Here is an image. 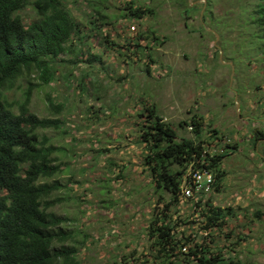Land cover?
<instances>
[{"label": "rangeland", "instance_id": "374dc122", "mask_svg": "<svg viewBox=\"0 0 264 264\" xmlns=\"http://www.w3.org/2000/svg\"><path fill=\"white\" fill-rule=\"evenodd\" d=\"M259 1L68 0L81 35L89 36L61 56L55 80L33 91L31 108L41 117L61 119L59 128L39 130L60 149L54 156L63 167L44 181L61 185L50 196L61 201L50 210L70 218L65 228L71 238L64 244L76 249L79 264H127L123 256L129 264H141L143 253L150 252L149 224L170 201L171 194L156 189L144 164L142 100L156 104L180 138L196 136L186 121L197 114L205 119L202 139L217 129L238 144L223 160L222 191L206 197L233 210L225 233L216 236L219 244L236 242L237 264H264V136L259 133L264 129V42L254 24ZM132 2L153 12L132 17L126 9ZM95 7L107 15L101 30L91 23ZM23 14L35 17L36 11L29 6ZM91 54L100 59L87 61ZM26 86L21 81L9 99L22 100ZM47 94L64 103L59 115L49 110ZM180 198L171 207L174 219L195 227H178L197 231L202 217L194 200ZM232 230L235 236L228 240Z\"/></svg>", "mask_w": 264, "mask_h": 264}, {"label": "trees", "instance_id": "16d2710c", "mask_svg": "<svg viewBox=\"0 0 264 264\" xmlns=\"http://www.w3.org/2000/svg\"><path fill=\"white\" fill-rule=\"evenodd\" d=\"M29 6L35 9V17L26 18L23 14ZM126 9L138 19L153 12L134 2L127 4ZM254 16L259 39L264 42V0L259 1ZM93 17V29L101 30L107 15L101 7H95ZM82 32L68 0H0V264H79L76 249L64 244L71 238L65 228L70 218L50 210L61 201L50 198L61 185L59 181H44L61 173L63 167L54 156L60 149L49 143L48 136H41L39 130L59 128L61 119L39 116L32 111L31 101L35 89L55 80L61 56L74 52L77 40L84 42L89 36H82ZM155 39L164 42L159 37ZM93 58L100 56L91 54L87 61L92 62ZM150 59L155 62L152 55ZM86 79L84 75L83 89ZM23 80L27 82L23 99L10 100L8 93ZM47 97L49 110L59 115L64 103L56 102L50 94ZM141 105L138 116L144 164L156 189L162 195L169 192L171 197L167 208L155 213L149 224L150 252L143 253L140 263L152 264L154 259L155 264H237L232 253L236 242L221 246L216 239L225 233L233 210L215 205L213 198L206 195L222 191L227 175L223 160L234 153L238 144L217 129L212 130L211 140L202 139L205 119L197 114L191 123L186 121L196 136L180 138L158 113L156 104L142 100ZM259 133L264 136V129ZM204 169L213 173L214 182L209 192L189 197L202 217L197 231L189 233L181 228L182 224H191L194 229L195 222L174 219L171 207L180 203L191 173ZM259 215L261 212L257 211L256 216ZM234 233H226V238L230 240ZM59 243L63 244L58 246ZM123 258L130 263L129 257Z\"/></svg>", "mask_w": 264, "mask_h": 264}, {"label": "built area", "instance_id": "2783aa9c", "mask_svg": "<svg viewBox=\"0 0 264 264\" xmlns=\"http://www.w3.org/2000/svg\"><path fill=\"white\" fill-rule=\"evenodd\" d=\"M214 182V175L211 171L196 170L191 173V179L183 186V192L186 197H195L202 191L209 192Z\"/></svg>", "mask_w": 264, "mask_h": 264}, {"label": "water", "instance_id": "95a60500", "mask_svg": "<svg viewBox=\"0 0 264 264\" xmlns=\"http://www.w3.org/2000/svg\"><path fill=\"white\" fill-rule=\"evenodd\" d=\"M240 106V104L238 103V107Z\"/></svg>", "mask_w": 264, "mask_h": 264}]
</instances>
